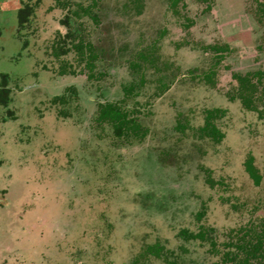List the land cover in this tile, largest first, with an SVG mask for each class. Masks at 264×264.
Here are the masks:
<instances>
[{
  "label": "rangeland",
  "instance_id": "1",
  "mask_svg": "<svg viewBox=\"0 0 264 264\" xmlns=\"http://www.w3.org/2000/svg\"><path fill=\"white\" fill-rule=\"evenodd\" d=\"M71 1L65 11L40 3L26 76L14 84L36 81L15 93V108L49 151L39 140L27 164L35 202L15 214L29 230L13 263L217 264V247L264 225V76L252 108L235 77L264 71V0ZM59 29L83 34L86 48L68 40L61 60L48 54ZM36 93L49 103L39 104L45 120ZM63 93L64 105L54 103ZM106 101L129 109L145 136L121 138L99 123ZM209 111L218 140L203 130Z\"/></svg>",
  "mask_w": 264,
  "mask_h": 264
},
{
  "label": "flooded vegetation",
  "instance_id": "2",
  "mask_svg": "<svg viewBox=\"0 0 264 264\" xmlns=\"http://www.w3.org/2000/svg\"><path fill=\"white\" fill-rule=\"evenodd\" d=\"M42 1L43 0H0V264H14L13 262H16L18 252H16V250L14 251V249L23 242L21 240L23 232L28 229L29 224L25 219L26 217L24 218L21 216L22 218H16L15 214L17 210H29L35 202L33 201V196L29 193V184H31L32 175H30L31 171L27 166V164L31 163L33 158L32 153L35 150H33V148H36L35 145H38L40 140V143L43 144L41 148L46 150L42 152L47 154L49 151L48 139L45 138V134L41 138H38L39 133H35L38 129H32L30 123L23 122V119L19 116L18 110L15 108L18 106L15 93L18 94L33 88H38L36 87V81L30 86L22 85V87H19L20 90H14V84H16L17 78H24L26 76V72L23 71L28 65V59L33 52L32 45L34 43V37L39 31L37 27L39 23L37 22L39 19L37 8ZM198 1L208 2L209 0ZM257 1L259 2V6L263 4L262 0ZM55 3L58 7L61 6L63 11H65L66 5L71 6L73 4L71 0H55ZM173 3L176 5L178 0H174ZM209 7L210 6H208V8ZM70 9L72 12H76L72 7H70ZM84 10L90 12V10H92V5L89 6V9L84 7ZM63 14L64 17L61 22L66 24V19H68L67 23L69 24L71 15L67 14L66 18V13ZM67 33L69 35L68 37H66V33H62L59 29L51 45L48 44V54L54 55L58 60H61L60 57L69 51L68 47L70 43H68V40L71 42L72 48L79 52H81V50L77 46H79L81 40L85 43L84 45L86 48L83 34L75 36L70 31ZM89 44L91 43H87L88 47ZM89 52L92 53L93 50L91 49ZM65 62L66 60L63 59L62 68L58 71L61 75H65L66 73ZM74 72L75 71H71V73ZM255 72L264 71L257 70L252 73ZM246 74L247 73H245V75ZM255 79V81H257V78ZM260 83L261 81L259 84ZM37 94L38 93L32 96L30 100L35 101L34 104L38 105L36 110L37 113L40 114V119L45 120L48 114L45 111L46 109L40 107L39 104L43 106L46 105L48 109L49 103L45 102V100L37 96ZM52 100L54 103L61 102L64 105L66 102V95L64 93L56 95ZM107 102L113 101H106L100 104H105ZM59 110L64 116L69 114V112L65 111L64 106L60 107ZM41 124H43V122ZM27 143H33L34 145L25 148L24 146ZM18 146H20V148H17ZM254 170L257 174L255 167ZM28 176H30V181H28L29 179L27 180ZM254 180L255 183L258 184L260 177L258 181L255 178ZM13 220H21L19 221L20 225ZM244 229V233L240 235L237 234V239L228 242L229 244H227V247L222 249L216 248V251L221 254L219 260L216 262L217 264H227L228 262H232V264H264V225H262L261 228L257 225L245 226ZM206 232V230H203L199 235L204 238ZM27 241L24 242L23 245H28ZM214 244L215 242H213V245ZM7 249H13V253L7 251ZM151 249L156 255H160V248L158 246H151L150 250ZM12 259L15 261H12Z\"/></svg>",
  "mask_w": 264,
  "mask_h": 264
},
{
  "label": "trees",
  "instance_id": "3",
  "mask_svg": "<svg viewBox=\"0 0 264 264\" xmlns=\"http://www.w3.org/2000/svg\"><path fill=\"white\" fill-rule=\"evenodd\" d=\"M93 17H96V15H93ZM84 44L85 43L81 40L79 46H77L81 50V52L83 51V47H85ZM88 48L91 50L92 45L89 44ZM92 56L94 59V54ZM263 76L264 72L247 73L246 75L235 74V77L239 81V96L244 99V101H247L246 105L250 108L255 107L252 104L253 99L254 97H259L258 84ZM255 78H257V81H255ZM214 112L215 111L208 112V121L203 127V130L207 132V134L212 135L218 140L221 138V133L218 131L215 124L210 119ZM97 121L102 124L108 123L110 126L113 127L115 134L121 138H142L146 134V131H144L141 124L136 120V118L131 117V111L125 106H123V104L120 102H107L105 104H100ZM247 168L250 174L258 181L259 176L255 173L251 161L248 162Z\"/></svg>",
  "mask_w": 264,
  "mask_h": 264
}]
</instances>
